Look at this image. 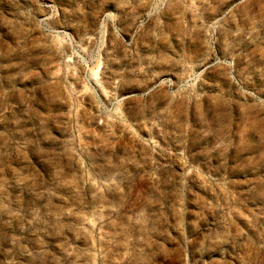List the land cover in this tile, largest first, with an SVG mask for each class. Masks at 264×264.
I'll list each match as a JSON object with an SVG mask.
<instances>
[{"label": "rangeland", "instance_id": "374dc122", "mask_svg": "<svg viewBox=\"0 0 264 264\" xmlns=\"http://www.w3.org/2000/svg\"><path fill=\"white\" fill-rule=\"evenodd\" d=\"M0 264H264V0H0Z\"/></svg>", "mask_w": 264, "mask_h": 264}]
</instances>
